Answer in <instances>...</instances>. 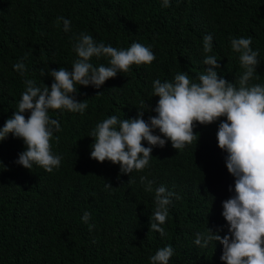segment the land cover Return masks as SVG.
I'll use <instances>...</instances> for the list:
<instances>
[{
  "label": "trees",
  "instance_id": "obj_1",
  "mask_svg": "<svg viewBox=\"0 0 264 264\" xmlns=\"http://www.w3.org/2000/svg\"><path fill=\"white\" fill-rule=\"evenodd\" d=\"M0 0V127L17 110L23 81L49 86L52 78L41 77V69L64 67L71 70L77 59L72 49L74 35L90 34L97 43L127 49L132 42L150 46L156 59L151 64L132 65L127 73H117L99 88L77 85L76 99L85 101L83 114L49 110L60 121L62 131L54 154L62 156L52 173L33 165L31 170L16 164L25 150L22 139L8 134L0 141V264H150L156 250L171 245L168 264H219V241L201 248L195 234L212 229L220 215V194L208 193L205 183L219 191L224 176L220 169L226 152L217 146L220 120L196 124L194 140L182 150L152 146L150 166L130 176L119 174V164L97 162L90 157L89 136L96 123L116 115L135 117L143 100L154 108L152 81H172L185 72L194 81L203 73V60L215 55L218 75L236 83L244 69L229 37H252L251 47L259 50V65L251 83L264 84V0ZM63 16L71 30L63 31ZM211 34L213 48L203 51V36ZM23 59L25 76L12 65ZM94 66L108 65V58H91ZM97 92L101 94L96 95ZM25 117L29 115L24 113ZM156 115L146 110L143 119ZM154 134H160L154 130ZM149 147L147 141H142ZM141 176L164 184L181 198L172 205L191 209L190 217H174L163 224L166 235L151 230L150 219L136 184ZM131 181V182H130ZM205 183H204V182ZM105 183L112 187L105 188ZM42 190L40 188H46ZM87 211L88 224L81 221ZM221 218V217H220ZM223 218V217H222ZM180 225L178 230L176 224ZM89 225H95L89 231ZM216 231V229L214 230Z\"/></svg>",
  "mask_w": 264,
  "mask_h": 264
},
{
  "label": "clouds",
  "instance_id": "obj_2",
  "mask_svg": "<svg viewBox=\"0 0 264 264\" xmlns=\"http://www.w3.org/2000/svg\"><path fill=\"white\" fill-rule=\"evenodd\" d=\"M170 0H163L168 7ZM57 25L62 22L65 33L71 30L69 19L59 16ZM72 49L77 55L71 70L64 67L41 69V77L52 78L49 86L38 87L32 79L23 81L25 90L21 93L18 107L12 116L0 127V141L12 134L20 138L26 146L18 153L16 164L31 170L33 165L48 173L58 169L62 156L54 154L51 141L60 142L55 135L62 131L60 121L50 118L49 110H67L83 114L88 108L85 101L76 99L77 85L99 89L106 80L117 73H127L132 65L151 64L156 56L150 46L132 42L127 48H116L111 44L97 43L90 34L81 32L74 35ZM230 46L238 53L240 67L244 69L236 83L218 75L220 68L215 55L204 58L206 66L194 82L187 73L175 74L172 81L157 78L152 81L153 96H158L154 108L145 101L135 117L120 119L111 115L96 123L89 136L93 138L90 157L97 162L110 161L119 164V174L130 176L133 171L142 172L150 166L152 146L165 147L166 141L172 148L182 150L194 140L196 124L208 125L221 117L216 132L217 146L226 152L220 169H227L234 177L224 176L219 191L205 183V189L217 198L218 210L216 225L204 232L195 234L194 243L201 248L219 241L222 253L219 264H264V84L251 83L259 65V50L251 47L252 37H229ZM211 34L203 36V51L213 48ZM108 58V65L94 66L91 58ZM21 76L27 72L23 59L12 65ZM101 94L97 92L96 95ZM156 113L143 119L144 112ZM28 112L27 118L24 113ZM158 129L160 134H154ZM142 141H147L145 147ZM7 166L0 161V170ZM131 182V181H130ZM142 192V201L150 219L151 230L161 236L166 235L162 227L166 220L174 221L182 216L190 217L191 209L184 205H172V199L181 197L164 184H156L141 176L136 183ZM105 183V188H111ZM47 190L46 188H40ZM221 217V218H220ZM223 217V218H222ZM91 213L85 211L81 221L88 224ZM176 224V223H175ZM95 225H89V231ZM178 230L180 225L176 224ZM216 229V231H214ZM171 245L161 246L149 257L150 264H168L173 255Z\"/></svg>",
  "mask_w": 264,
  "mask_h": 264
}]
</instances>
